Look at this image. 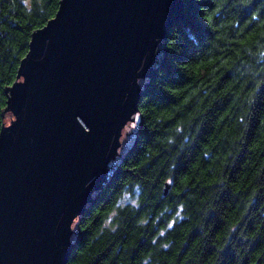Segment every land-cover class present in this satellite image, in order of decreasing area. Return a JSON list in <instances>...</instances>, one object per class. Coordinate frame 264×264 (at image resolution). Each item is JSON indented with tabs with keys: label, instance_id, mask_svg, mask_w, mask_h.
<instances>
[{
	"label": "trees",
	"instance_id": "trees-1",
	"mask_svg": "<svg viewBox=\"0 0 264 264\" xmlns=\"http://www.w3.org/2000/svg\"><path fill=\"white\" fill-rule=\"evenodd\" d=\"M61 0H0L7 89ZM68 264H264V0H185Z\"/></svg>",
	"mask_w": 264,
	"mask_h": 264
},
{
	"label": "water",
	"instance_id": "water-1",
	"mask_svg": "<svg viewBox=\"0 0 264 264\" xmlns=\"http://www.w3.org/2000/svg\"><path fill=\"white\" fill-rule=\"evenodd\" d=\"M185 0H61L31 37L0 133V264H68L142 124Z\"/></svg>",
	"mask_w": 264,
	"mask_h": 264
},
{
	"label": "bare ground",
	"instance_id": "bare-ground-1",
	"mask_svg": "<svg viewBox=\"0 0 264 264\" xmlns=\"http://www.w3.org/2000/svg\"><path fill=\"white\" fill-rule=\"evenodd\" d=\"M7 101H8V100H7ZM102 191H103V190H102ZM102 191H101V192H102Z\"/></svg>",
	"mask_w": 264,
	"mask_h": 264
}]
</instances>
